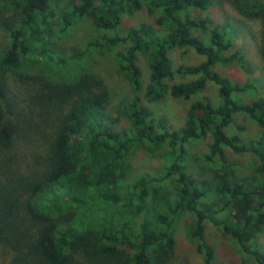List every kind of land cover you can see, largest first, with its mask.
Segmentation results:
<instances>
[{"label":"trees","instance_id":"1","mask_svg":"<svg viewBox=\"0 0 264 264\" xmlns=\"http://www.w3.org/2000/svg\"><path fill=\"white\" fill-rule=\"evenodd\" d=\"M223 1L259 22L264 62V0H0L6 264H170L179 232L199 264H215L207 224L231 241L240 264H264V97L245 99L255 86L217 70L248 69L233 29L193 15ZM142 11L151 23L122 29ZM78 29L82 49L66 56ZM175 49L201 61L174 68ZM97 58L112 59L128 86L118 102L92 70ZM167 97L189 104L180 128L149 107ZM239 116L258 128L256 139L243 136ZM138 152L161 164L133 178Z\"/></svg>","mask_w":264,"mask_h":264},{"label":"rangeland","instance_id":"2","mask_svg":"<svg viewBox=\"0 0 264 264\" xmlns=\"http://www.w3.org/2000/svg\"><path fill=\"white\" fill-rule=\"evenodd\" d=\"M193 15L198 18H203L205 15H208L213 20L214 24L220 26L227 24L233 29L236 35L234 40L235 46L243 52L245 59L248 62V69L243 70L236 64H232L226 68H217V70L224 76L229 77L233 82L239 84L250 82L255 86L256 89L245 95V99L256 98L258 95L264 97V62L257 53V48L262 44L259 22L243 17L227 1H223L219 9L214 7L205 13L199 11L194 12ZM122 22V29L124 30L137 27L142 23H151V19L142 11L131 18H123ZM85 37L86 34L83 29L76 30L73 36L63 44L64 48H62L66 52V56L82 49ZM204 40H207V36L204 37ZM2 42L3 40L0 36V46L2 45ZM169 58L174 68H177L179 65H196L201 61V58L193 51L185 52L178 49L171 51ZM113 65L114 63L110 58H97L95 61L93 59L92 70L105 79L106 84L112 91L114 102H118L128 93V86L116 76L113 71ZM140 66L143 72L147 73L142 61ZM178 81L180 82V80ZM145 82L146 77L144 76L143 83L145 84ZM205 94L209 96L214 103H217L216 88L213 85H208ZM188 105V102L177 101L167 97L158 103L149 105V107L154 112L156 118L165 120L172 129H177L184 125ZM236 124L244 128L242 134L245 138H257L258 128L250 120L239 116L236 119ZM231 131L237 133V130L235 129H231ZM206 144L207 141L198 144L192 150V153H202ZM232 157L240 161L245 160L243 157ZM160 164L161 162L159 159H149L144 153L138 152L133 158V178L142 175L145 171L150 173L156 171ZM206 237L216 250L215 264H240V256L238 255L237 250L221 231L217 230L211 224H207ZM176 242L175 258L170 264H199L198 256L195 254L192 245L186 240L182 232L177 234ZM260 242L264 250V237L261 238ZM7 248L8 247L0 244V264L9 263L11 255H13V253Z\"/></svg>","mask_w":264,"mask_h":264}]
</instances>
